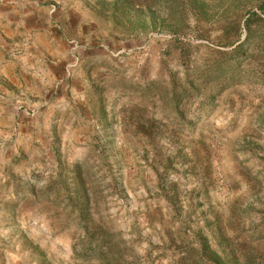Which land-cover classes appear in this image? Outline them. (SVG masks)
<instances>
[{
  "label": "rangeland",
  "instance_id": "374dc122",
  "mask_svg": "<svg viewBox=\"0 0 264 264\" xmlns=\"http://www.w3.org/2000/svg\"><path fill=\"white\" fill-rule=\"evenodd\" d=\"M111 1L16 0L46 26L0 78V264H101L95 230L127 264L263 259L264 0Z\"/></svg>",
  "mask_w": 264,
  "mask_h": 264
},
{
  "label": "crops",
  "instance_id": "0c3cea01",
  "mask_svg": "<svg viewBox=\"0 0 264 264\" xmlns=\"http://www.w3.org/2000/svg\"><path fill=\"white\" fill-rule=\"evenodd\" d=\"M23 5L16 0H0V78L3 79H15L17 72L25 71L22 64L30 62L33 66V58L39 55L37 41L46 24L38 11L26 10ZM23 34H28L31 41L24 43Z\"/></svg>",
  "mask_w": 264,
  "mask_h": 264
},
{
  "label": "trees",
  "instance_id": "16d2710c",
  "mask_svg": "<svg viewBox=\"0 0 264 264\" xmlns=\"http://www.w3.org/2000/svg\"><path fill=\"white\" fill-rule=\"evenodd\" d=\"M153 2H155V0H112L110 4L115 7L124 6L123 10L128 12L134 9L135 6L140 8L143 4L149 5ZM148 7L150 8V6ZM191 10L195 11V8H192ZM247 14L248 16L245 19V23H247L248 26L253 19L261 20L262 22H264V18L255 11H249ZM250 31L251 30L248 27V37L251 36L249 34ZM234 59H236L235 56H233L232 60ZM176 90L179 91L180 94L185 95L188 88L181 89L180 87L175 85V92L173 93L172 97L177 99ZM178 104V102H175L174 105L177 107ZM83 216V208H80V210L78 211V217L79 219H82ZM98 231L99 230H95V232H92L90 234L88 233L89 235L87 236V238L90 239V243L94 245L97 250H99L104 258H106V261L103 260L100 263L127 264L128 260L126 258V250L123 246H121L122 243L120 242V240L113 238L114 235L109 231H106V233L103 235L97 234ZM85 232H88V230L85 229ZM256 241L258 243L261 242V232H259V234L257 235ZM195 247L187 248L177 260V264H264V258H258L254 253H252L250 256L243 255L242 257L238 256L235 258H222V256L217 251L211 248V245L208 243V241L201 243L200 249H198L199 246Z\"/></svg>",
  "mask_w": 264,
  "mask_h": 264
}]
</instances>
